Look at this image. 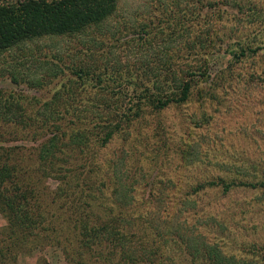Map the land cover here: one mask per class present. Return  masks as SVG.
I'll return each mask as SVG.
<instances>
[{
    "label": "rangeland",
    "instance_id": "374dc122",
    "mask_svg": "<svg viewBox=\"0 0 264 264\" xmlns=\"http://www.w3.org/2000/svg\"><path fill=\"white\" fill-rule=\"evenodd\" d=\"M117 11L130 22L135 18L160 24L155 49L167 46L170 54L185 44L177 37L167 41L182 28L186 40L199 29L209 31L204 52L211 63L210 77L186 102L145 112L128 136L116 134L104 147L93 148L92 169L89 163L84 178L77 180L71 177L73 170L65 172L73 187L61 192H55L59 179L34 171L36 142L24 135L31 128L21 131L19 126L0 123L1 130L16 136L0 140V149H12L19 159L44 216L31 235L9 251L1 250L0 264H74L77 258L83 264H122L118 252L95 246V253H89L79 240L81 222L96 223L114 208L110 185H98L103 176L121 179L131 201L126 202V195L129 207L120 212L115 208L112 214L119 212L118 218L141 238L156 261L193 264L185 261L177 240H195L196 234L198 240L204 236L218 241L226 254L262 262L264 190L237 186L222 192L198 184L218 174L257 181L264 171V0H119ZM114 19L107 24L111 28L120 26ZM75 43L66 37L43 38L0 53V92L17 96L27 110L36 108L63 79L52 77L40 89L27 82L42 77V68L33 60L56 53L67 62ZM129 53L122 52L131 62L134 54ZM175 58L172 55L171 61L180 60ZM186 145L192 148L183 157L179 150ZM207 218H213L212 223ZM6 224L0 211V241L10 242Z\"/></svg>",
    "mask_w": 264,
    "mask_h": 264
},
{
    "label": "trees",
    "instance_id": "16d2710c",
    "mask_svg": "<svg viewBox=\"0 0 264 264\" xmlns=\"http://www.w3.org/2000/svg\"><path fill=\"white\" fill-rule=\"evenodd\" d=\"M118 3L119 0H0V53L43 38L66 37L76 42L67 62L56 53L33 60L42 68V77L27 82L40 89L52 77L63 79L36 108L27 110L28 106H23L17 96L0 92V123L13 128L19 126L21 131L26 126L31 128L24 135L36 142L32 146L37 162L34 171L59 179L55 192L73 187L65 172L73 170L71 177L77 180L84 178L89 163L92 169L93 148L104 147L116 134L128 136L145 112L186 102L193 90L202 89L201 85L210 77L211 63L204 52L209 47V31L199 29L191 40H186L182 28L167 38L168 43L175 37L185 43L170 54L167 46L155 49L160 24L135 18L133 22L127 21L118 13ZM113 17L119 27L107 25ZM123 50L130 52L127 55L134 54L131 62L123 57ZM172 55L180 60L172 62ZM191 55L190 60H184ZM9 76L16 81L13 74ZM80 103L84 106H79ZM4 129L0 128V140L16 137ZM190 148L191 145H186L179 151L184 157L190 154ZM70 158L75 160L73 164ZM20 164L12 149H0V211L6 218L5 230L10 241H0V254L31 235L44 217L42 203L31 181L26 182V170ZM260 173L257 181L236 175H212L198 186L217 187L222 192L237 186L258 187L262 191L264 171ZM98 185L104 188L110 185V203L114 208L107 209L96 223H80L81 245L89 253H95V246L118 252L117 260L122 264H165L156 261L141 238L127 229L124 219L118 218L119 212L129 207L126 202L131 201L121 179L103 176ZM261 194L263 198L264 193ZM50 200L53 201L52 197ZM115 208L119 212L112 214ZM212 219L207 218V223H212ZM177 241L185 261L193 264L197 259L205 264H264V257L260 262L253 256L226 254L218 241H207L204 236L198 240L195 234V240ZM96 255L102 259V254L96 252ZM11 259L14 263L15 256ZM74 264L83 262L77 258ZM169 264L177 263L171 260Z\"/></svg>",
    "mask_w": 264,
    "mask_h": 264
}]
</instances>
